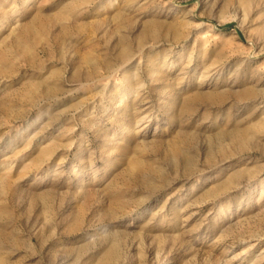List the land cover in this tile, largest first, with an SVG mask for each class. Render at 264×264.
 <instances>
[{
  "label": "rangeland",
  "instance_id": "obj_1",
  "mask_svg": "<svg viewBox=\"0 0 264 264\" xmlns=\"http://www.w3.org/2000/svg\"><path fill=\"white\" fill-rule=\"evenodd\" d=\"M170 251L264 264V0H0V264Z\"/></svg>",
  "mask_w": 264,
  "mask_h": 264
},
{
  "label": "bare ground",
  "instance_id": "obj_2",
  "mask_svg": "<svg viewBox=\"0 0 264 264\" xmlns=\"http://www.w3.org/2000/svg\"><path fill=\"white\" fill-rule=\"evenodd\" d=\"M57 167L58 166H51L50 168H48L44 173V175L45 176H48L51 172H56V170H57ZM166 255V254H165ZM171 256H172V252L170 251L166 256H161V257H163V258H165V262L163 263V264H168L167 263V260H169L170 258H171Z\"/></svg>",
  "mask_w": 264,
  "mask_h": 264
}]
</instances>
